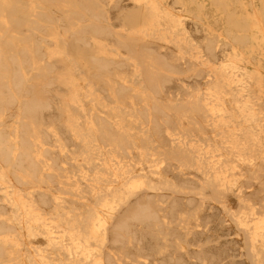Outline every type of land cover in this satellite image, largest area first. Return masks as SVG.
<instances>
[{
    "label": "bare ground",
    "instance_id": "bare-ground-1",
    "mask_svg": "<svg viewBox=\"0 0 264 264\" xmlns=\"http://www.w3.org/2000/svg\"><path fill=\"white\" fill-rule=\"evenodd\" d=\"M0 264H264V0H0Z\"/></svg>",
    "mask_w": 264,
    "mask_h": 264
}]
</instances>
